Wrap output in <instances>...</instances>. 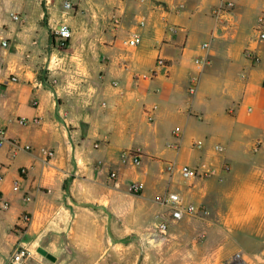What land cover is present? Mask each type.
I'll return each instance as SVG.
<instances>
[{
	"label": "crops",
	"instance_id": "obj_1",
	"mask_svg": "<svg viewBox=\"0 0 264 264\" xmlns=\"http://www.w3.org/2000/svg\"><path fill=\"white\" fill-rule=\"evenodd\" d=\"M226 1L234 10L223 25L212 11ZM263 10L264 0H0V129L8 139L0 145V264L19 248L29 251L25 264H97L94 255L104 258L116 235L157 228L168 193L193 201L207 194L204 178L223 176L221 164L237 165L235 174L241 163L263 165L264 147L250 157L252 141L264 139V42L255 32ZM63 22L72 32L64 45L56 33ZM133 35L141 39L134 49L125 45ZM248 48L258 64L246 59ZM159 59L165 67L152 80L138 79ZM129 150L142 153L140 167L124 162ZM169 163L215 174L186 178L168 173ZM259 168L252 179L264 175ZM134 183L144 187L139 195ZM234 195V207L256 203L264 212L260 183ZM241 219L220 227L211 256L206 227L200 248L191 243L199 261L185 264H220L232 240L224 228ZM256 234L264 238L261 228ZM170 238L174 256L188 261L180 237Z\"/></svg>",
	"mask_w": 264,
	"mask_h": 264
},
{
	"label": "rangeland",
	"instance_id": "obj_2",
	"mask_svg": "<svg viewBox=\"0 0 264 264\" xmlns=\"http://www.w3.org/2000/svg\"><path fill=\"white\" fill-rule=\"evenodd\" d=\"M263 140L262 137H258V139L255 138L252 141L250 157H256L259 154L262 147H264ZM258 143L260 144L258 145ZM256 147L259 149V151H256L257 153L254 150ZM242 160H247V158H242ZM224 164L231 167L228 173H223L222 177L203 179L205 182L203 186H205L207 194L199 190V192L197 191V195L194 194L195 197L194 199L192 198L193 201L184 198L186 204L192 203L199 208L197 213L192 216H186L180 221H189V224L179 227L177 223L172 222L170 210L165 207L159 212V217L156 220L158 225L157 228L148 227L147 229H138L136 231L139 232H134L132 236H129V234L116 235L117 243H113L110 248L106 245L104 250H107V252L104 258L98 259L99 255L95 254L93 260L98 262L97 264H164L160 262L163 256L168 257L169 261L171 260V264L198 262V257L201 256V254L193 250L192 241L197 245L196 247L200 248L201 244L198 242L201 240V237H203V232L206 227L213 226L210 229V231H213L210 236L211 240L214 242L208 246L202 245L205 252L207 254L210 252L209 256H211V249L215 248L217 246L216 241L222 238L220 227H224V223H226L228 218L231 219L239 216V218L242 217V219L237 222L238 224H234V228L229 227L230 230L224 228L228 234H231L232 240L226 244L223 252L224 254L227 253V256H225L224 259V255L221 257L223 260L220 264H235L233 262V255L239 252H242L244 255L259 254L260 258H254L253 260L247 257V260L249 264H264V238L256 234L261 228L263 233L262 237H264V228H262L264 227V212L260 211V208H255L256 203H251L249 209L246 205H242L240 208L234 207L232 203V200L236 198L234 194H239L243 188H248L253 185L258 186L259 183L264 186V175L259 179H252L250 176L253 168L257 169L260 167L259 169H264V164L255 165L241 163L240 167H238V173L236 174L237 165L227 162ZM220 166H222V164ZM234 208H239V210L235 212ZM247 210L249 211L247 212ZM253 212L256 213V216L252 219H246L247 215H251ZM257 214H260V217ZM162 222L168 224V230L166 232H162L159 229V225ZM173 235L180 237L182 241L181 247L184 248L182 251L183 255L186 253H188V255L192 254L191 257L187 259L188 261L184 260V258L181 259V255L174 256L172 241H166V239H171L170 236ZM161 238L165 239V244L163 246L159 245L157 241ZM142 250L145 254L144 256L148 257L143 261L141 256ZM46 261L48 263V260Z\"/></svg>",
	"mask_w": 264,
	"mask_h": 264
},
{
	"label": "built area",
	"instance_id": "obj_3",
	"mask_svg": "<svg viewBox=\"0 0 264 264\" xmlns=\"http://www.w3.org/2000/svg\"><path fill=\"white\" fill-rule=\"evenodd\" d=\"M141 2L145 0H140ZM64 9L66 11H70L73 9V5L70 2H65L64 3ZM234 10V3L231 1H226L223 4L215 7L212 11V16L216 19V21L220 24L225 25L227 23V16L231 15ZM14 19L18 20L19 17L15 16ZM143 24V21L141 22ZM255 32H256V39L258 42H264V10L263 12L259 15L257 18V24L255 27ZM59 39L62 42V45L71 37L72 32H71V27L68 25L67 22H63L58 30L56 31ZM141 39L138 35H133L132 37H128V39L125 41V45L128 46L129 48H136ZM3 46H6V43H3ZM209 47L208 43H205L202 45L203 50H207ZM244 55L247 60H249L253 64H258L261 61V57L258 54V52L255 49L248 48L245 50ZM197 63V69L202 70L206 61L205 59H198L196 61ZM165 67V61L162 59H159L157 61V65L154 70L148 72V73H143L140 75H137L138 79L141 80H152L158 71V69ZM10 82L17 83L18 79L17 77L13 76L10 79ZM54 84V83H53ZM197 84V80L193 81V85ZM264 86V83H263ZM192 89H194V86H192ZM21 123H24L23 121ZM8 139L6 137V131L4 129H0V145L4 144L7 142ZM259 145V143H258ZM17 151H29L31 150V147L26 145V146H21L20 144L15 145ZM194 146L200 147L198 143H194ZM216 150L221 151V148L219 146L216 147ZM258 150V147H256V151ZM40 152L45 155L48 159L52 158L54 156V153L50 150L47 149H41ZM142 158L143 155L140 152V150H129L123 153V160L124 162H130L131 165L134 167H140L142 164ZM178 170V172L183 175L186 178H197V177H203L206 175L210 174H215V171L211 170H206L205 167L199 166L195 168H191L187 165H180L177 167V165L173 163H169L167 165V171L168 173H174L175 170ZM231 167L229 165L223 164L219 170L221 173H228L230 171ZM112 178L116 177V174L113 173L111 175ZM130 192L139 195L144 187L142 184L134 183L130 186ZM160 203L167 207L170 210V216L171 219L175 221H180L182 220L186 215H193L198 212L199 208L196 207L193 204H185L184 198L182 197L181 194L176 193V192H170L164 197L160 199ZM25 220H29L28 217H25ZM159 229L162 232H166L168 230V224L166 222H162L159 225ZM29 257V251L24 248H19L17 251L14 253L11 262L9 264H25V260ZM233 262L235 264H246V260L244 258V254L242 252L236 253L233 257Z\"/></svg>",
	"mask_w": 264,
	"mask_h": 264
},
{
	"label": "bare ground",
	"instance_id": "obj_4",
	"mask_svg": "<svg viewBox=\"0 0 264 264\" xmlns=\"http://www.w3.org/2000/svg\"><path fill=\"white\" fill-rule=\"evenodd\" d=\"M240 264V263H239Z\"/></svg>",
	"mask_w": 264,
	"mask_h": 264
}]
</instances>
